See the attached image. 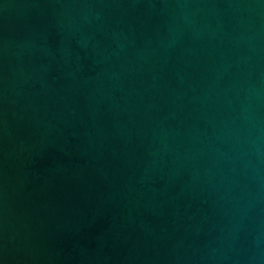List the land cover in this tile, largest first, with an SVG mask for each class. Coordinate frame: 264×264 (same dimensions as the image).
<instances>
[{
  "label": "water",
  "instance_id": "95a60500",
  "mask_svg": "<svg viewBox=\"0 0 264 264\" xmlns=\"http://www.w3.org/2000/svg\"><path fill=\"white\" fill-rule=\"evenodd\" d=\"M0 264H264V0H0Z\"/></svg>",
  "mask_w": 264,
  "mask_h": 264
}]
</instances>
